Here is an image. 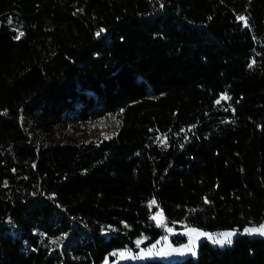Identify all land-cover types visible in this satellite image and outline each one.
Returning a JSON list of instances; mask_svg holds the SVG:
<instances>
[{
    "label": "trees",
    "instance_id": "obj_1",
    "mask_svg": "<svg viewBox=\"0 0 264 264\" xmlns=\"http://www.w3.org/2000/svg\"><path fill=\"white\" fill-rule=\"evenodd\" d=\"M262 224L264 0H0V264ZM139 264H264V238Z\"/></svg>",
    "mask_w": 264,
    "mask_h": 264
},
{
    "label": "rangeland",
    "instance_id": "obj_2",
    "mask_svg": "<svg viewBox=\"0 0 264 264\" xmlns=\"http://www.w3.org/2000/svg\"><path fill=\"white\" fill-rule=\"evenodd\" d=\"M103 122L92 125L90 127H86L82 130L84 137H96L103 136L106 134V128ZM159 219V217H158ZM189 227H183L180 230H172L171 232L167 231V240L160 241L159 244H155V247L150 246L148 248H139L136 251H123V252H115L112 254L113 261L110 263V258L107 257L102 264H139L145 261H160L164 263H175L182 261L186 258L196 259L198 255V246L201 242H207L214 248H226L232 245L233 240L239 235H246L250 238H264V235H261L259 232L248 233L238 232V231H218V232H206L200 229L199 232L207 233L208 235H197L196 233L189 232ZM195 229V228H194ZM233 233L230 237L231 243H214V240L224 239L220 234L221 233ZM181 236L185 238V242L179 245H175L172 243L171 239L174 237ZM191 248L192 251H188ZM149 250L151 252L149 253ZM193 252L195 254H193ZM121 253L124 255L122 256Z\"/></svg>",
    "mask_w": 264,
    "mask_h": 264
},
{
    "label": "snow or ice",
    "instance_id": "obj_3",
    "mask_svg": "<svg viewBox=\"0 0 264 264\" xmlns=\"http://www.w3.org/2000/svg\"><path fill=\"white\" fill-rule=\"evenodd\" d=\"M239 19L245 20L246 18L245 17H239ZM101 31H103V29H101ZM99 34L100 33H97V35H99ZM22 35H23V33L21 32V33H19V35L16 38L19 39L20 36H22ZM222 99H227V97H222ZM217 103H219V101H217ZM150 204H155V201L150 202ZM158 217H159V219H158ZM152 219L157 221V227L165 226L164 225V218H163V216H162L161 213H158L156 216H153ZM166 230L168 232H171L172 231V229H170V228H166ZM245 231L248 232V233H250V234L253 233V232H259L261 235H264V224L260 225L259 228L245 229ZM189 232L196 233L198 236L199 235H208L207 233H201V232H199V230L194 229V228L193 229H189ZM220 235L224 239L214 240L213 241L214 243H221V244H223L225 242L231 243L230 237L233 235V233H230V232H228V233H221ZM162 239L167 240V237H163ZM140 243H142V240L136 241V244H137L138 247H139ZM156 243L159 244L160 241H157ZM154 247H155V245H153V248ZM188 251H192V249L189 248ZM150 252H151V250H149V253ZM193 254H195V253L193 252ZM121 255L123 256L124 254L121 253Z\"/></svg>",
    "mask_w": 264,
    "mask_h": 264
}]
</instances>
